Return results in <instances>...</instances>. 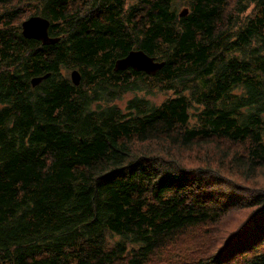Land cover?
<instances>
[{"label":"trees","instance_id":"1","mask_svg":"<svg viewBox=\"0 0 264 264\" xmlns=\"http://www.w3.org/2000/svg\"><path fill=\"white\" fill-rule=\"evenodd\" d=\"M181 1L0 0V264H150L202 225L179 264H264V0ZM133 49L165 65L115 70ZM147 77L164 101L113 104Z\"/></svg>","mask_w":264,"mask_h":264},{"label":"rangeland","instance_id":"2","mask_svg":"<svg viewBox=\"0 0 264 264\" xmlns=\"http://www.w3.org/2000/svg\"><path fill=\"white\" fill-rule=\"evenodd\" d=\"M181 1V0H180ZM185 0L181 1L180 9L182 8H188V4L186 2H183ZM35 11H33L31 15ZM37 15V14H36ZM39 15V14H38ZM73 70V69H72ZM70 71V74L72 72ZM63 72L65 70H62ZM132 81H136L135 78H131ZM142 85L141 91L137 90H130L126 89L125 92L122 93H115L109 94V97L112 96V102L113 104H116L121 109H125L126 104L129 100L135 99V98H147L151 100L152 102L159 104L162 101L166 99V97L169 95L165 92H158V89H161L158 85V82L151 77H147L144 79V81L140 82ZM166 92H170L172 94L173 91L167 90ZM93 108H96L93 106ZM190 163L195 164L197 161L190 158ZM237 180L236 175H232ZM239 179V178H238ZM233 213H241L240 211H233ZM242 216L239 215L237 218H240ZM236 221L231 224L234 225ZM224 235L223 228L222 227H210V225H202L198 229H195L193 233L186 239H182L177 244L170 247L168 250H166L160 257L155 258L150 264H179L183 259H191V258H198L201 255H203L205 252L209 251L211 248L216 247L221 243V238ZM227 235V231L225 232V237ZM264 248V245H263ZM177 252H179L177 254ZM120 264H126V263H120Z\"/></svg>","mask_w":264,"mask_h":264},{"label":"water","instance_id":"3","mask_svg":"<svg viewBox=\"0 0 264 264\" xmlns=\"http://www.w3.org/2000/svg\"><path fill=\"white\" fill-rule=\"evenodd\" d=\"M189 8H184L180 15H186ZM50 19L43 15H31L22 22V34L26 38H34L42 41L43 44H53L59 40V37H53L49 34ZM165 61L155 60L154 56L149 55L142 49H133L126 56L119 58L115 63V70H125L133 68L136 71H144L147 74H156L163 66ZM47 75L33 76L31 84L36 86ZM71 80L75 85H79L82 79L80 71L75 68L70 74Z\"/></svg>","mask_w":264,"mask_h":264},{"label":"flooded vegetation","instance_id":"4","mask_svg":"<svg viewBox=\"0 0 264 264\" xmlns=\"http://www.w3.org/2000/svg\"><path fill=\"white\" fill-rule=\"evenodd\" d=\"M31 39H34V38H31ZM35 40H38V39H35ZM39 41H40V40H39ZM41 43H42V41H41ZM53 44H54V43H53ZM45 45H47V44H45ZM129 69H131V68H127V69H125V71L132 72L133 77H137V75H141V74L143 75V73H145L144 71H135V74H134V73H133L134 71H133V70H129ZM117 71H118V70H117ZM47 74L50 75L49 72L46 73V74H44V75H47ZM49 75H48L47 77H49ZM39 76H41V75H39ZM81 76H82V75H81ZM47 77H45L44 79H46ZM44 79H43V80H44ZM43 80H42V81H43ZM42 81H41V82H42ZM41 82H40V83H41ZM40 83H39V84H40ZM39 84H37L36 86H33V85H32V86H33V87H37ZM34 93H35V90H31V91H30V94H32V95H34Z\"/></svg>","mask_w":264,"mask_h":264},{"label":"bare ground","instance_id":"5","mask_svg":"<svg viewBox=\"0 0 264 264\" xmlns=\"http://www.w3.org/2000/svg\"><path fill=\"white\" fill-rule=\"evenodd\" d=\"M76 1H77V0H76ZM91 1H92V0H91ZM93 1H94V0H93ZM99 1H100V0H99ZM94 7H95V6H94ZM94 7H93V8H94ZM97 12H98V11H97ZM91 13H92V12H91ZM95 13H96V12H95ZM85 14H86V12H85ZM85 14H84V15H85ZM87 15H88V14H87ZM84 19H85V18H84ZM51 36H52V35H51ZM53 37H59V40H60V36H53ZM59 40H58V41H59ZM58 41H57V42H58ZM57 42H55V43H57ZM99 51H100V50H99ZM129 52H130V51H129ZM129 52H128V53H129ZM125 56H126V55H125ZM123 57H124V56H123ZM77 118H78V117H77ZM79 119H80V118H79ZM95 122H96V121H95Z\"/></svg>","mask_w":264,"mask_h":264}]
</instances>
